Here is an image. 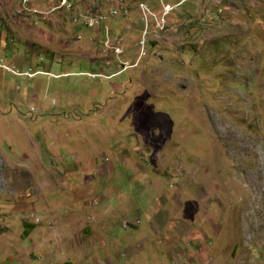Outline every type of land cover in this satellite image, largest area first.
<instances>
[{"label":"rangeland","instance_id":"obj_1","mask_svg":"<svg viewBox=\"0 0 264 264\" xmlns=\"http://www.w3.org/2000/svg\"><path fill=\"white\" fill-rule=\"evenodd\" d=\"M137 1L0 0V264H264V0Z\"/></svg>","mask_w":264,"mask_h":264},{"label":"built area","instance_id":"obj_2","mask_svg":"<svg viewBox=\"0 0 264 264\" xmlns=\"http://www.w3.org/2000/svg\"><path fill=\"white\" fill-rule=\"evenodd\" d=\"M63 1H65V0H63ZM184 1H186V0H181L179 2V4H182ZM117 2L120 3L122 6L119 9L118 8H112L111 11H110V15H113L114 16V15H117V14H123V15L129 14L130 9H129V6L126 4V1L125 0H117ZM138 5H139L142 13H143V10H144V6H149L143 0H140L138 2ZM174 8H175V6L172 5V4H168V3L165 4L164 9H163V13L160 16L156 15V13H154L152 11V16H154V18H155V23H157V27H159V28L165 27V24H166V16L168 14H170L174 10ZM101 18L102 19H105L106 16L103 15V17H101ZM89 19L90 20H94V18H89ZM90 20L89 21L86 20L85 22H87V23L89 22V25H94L93 22L90 23ZM145 23H146V26L149 25V21H145ZM146 34H147V29L143 31L142 38L138 42V45L141 46V50H140L141 55H144L145 53H147V47L145 45L146 44L145 43ZM117 41L119 42V50H116L115 52L119 53V52H122L123 49H122V47L120 45L121 44L120 39L117 40ZM109 42L110 41L107 40V41H105V44H107V46H108V43Z\"/></svg>","mask_w":264,"mask_h":264},{"label":"clouds","instance_id":"obj_3","mask_svg":"<svg viewBox=\"0 0 264 264\" xmlns=\"http://www.w3.org/2000/svg\"><path fill=\"white\" fill-rule=\"evenodd\" d=\"M125 1H126V0H125ZM180 1H181V0H180ZM186 1H187V0H186ZM186 1H184L183 3H185ZM138 2H139V1H137V5H138ZM145 2H146V1H145ZM146 3H147V2H146ZM183 3H182V4H183ZM126 4L129 6V9H130V11H131V5H132V4H131V3H127V2H126ZM147 4H148V3H147ZM165 4H167V3H163V9H164ZM168 4H171V3H168ZM148 5H149V4H148ZM117 6H118V7H116V8L119 9L122 5H121L120 3H117ZM138 6H139V5H138ZM149 6H150V8L152 7L153 10H152V9H151V10H152L154 13H156V15L160 16V15L163 13V10H162V13L159 14V13H157V12L154 10L155 6H153V5H149ZM174 6H175V5H174ZM138 8H140V7H138ZM175 8H176V7H175ZM175 8H174V9H175ZM111 9H112V7L110 8L109 11H111ZM140 10H141V9H140ZM141 12H142V11H141ZM129 14H130V12H129ZM129 14H127V15L117 14V15H121V17H127V16H129ZM168 15H169V14H168ZM112 17H117V16H112ZM149 17H150L149 25H150L151 20H152V22H153V24H154V28L157 29V30H159V31H162L163 29H165L166 26H168V25H167V19H166L165 27H163V28L156 27V26H155V18H154V16H151V15L149 14ZM166 18H167V16H166ZM145 25H146V23H145ZM149 25L147 26V28L149 27ZM147 28H146V29H147ZM106 29H107L108 31H110L108 27H106ZM148 33H149V32H148V30H147V34H148ZM141 38H142V36H141ZM141 38H140V39H141ZM119 39H120L121 44H122L121 36H119L117 40H119ZM140 39H139V40H140ZM92 42H94V40H92ZM122 49H123V47H122ZM123 50H124V49H123ZM123 50H122V52H123ZM120 53H121V52H120ZM125 67H126V66H125Z\"/></svg>","mask_w":264,"mask_h":264},{"label":"bare ground","instance_id":"obj_4","mask_svg":"<svg viewBox=\"0 0 264 264\" xmlns=\"http://www.w3.org/2000/svg\"><path fill=\"white\" fill-rule=\"evenodd\" d=\"M150 7V6H149ZM95 14V13H94ZM143 14H144V12H143ZM85 17H86V15H85ZM101 17H103V15H101ZM89 18V17H88ZM90 18H94V17H90ZM149 18V17H148ZM144 20H146L145 19V15H144ZM149 20H150V18H149ZM157 24V23H156ZM156 26V25H155ZM157 27V26H156ZM108 47H110L111 49H113L114 51H116V50H119V46H112V45H110V44H108Z\"/></svg>","mask_w":264,"mask_h":264}]
</instances>
